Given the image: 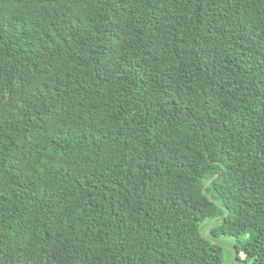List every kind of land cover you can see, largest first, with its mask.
Wrapping results in <instances>:
<instances>
[{
    "label": "trees",
    "instance_id": "16d2710c",
    "mask_svg": "<svg viewBox=\"0 0 264 264\" xmlns=\"http://www.w3.org/2000/svg\"><path fill=\"white\" fill-rule=\"evenodd\" d=\"M227 239L264 264V0H0V264Z\"/></svg>",
    "mask_w": 264,
    "mask_h": 264
},
{
    "label": "rangeland",
    "instance_id": "374dc122",
    "mask_svg": "<svg viewBox=\"0 0 264 264\" xmlns=\"http://www.w3.org/2000/svg\"><path fill=\"white\" fill-rule=\"evenodd\" d=\"M223 244H225L226 249L224 251V263L225 264H243L241 261H237L235 259V255L234 253L231 252V240L227 239V240H223ZM243 258V256H241V259Z\"/></svg>",
    "mask_w": 264,
    "mask_h": 264
}]
</instances>
